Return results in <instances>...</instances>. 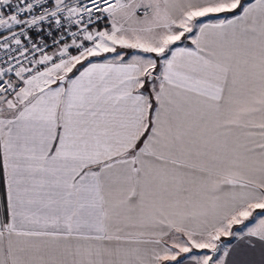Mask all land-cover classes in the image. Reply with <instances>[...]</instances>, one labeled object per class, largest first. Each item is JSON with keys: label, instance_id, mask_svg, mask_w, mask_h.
<instances>
[{"label": "snow or ice", "instance_id": "snow-or-ice-1", "mask_svg": "<svg viewBox=\"0 0 264 264\" xmlns=\"http://www.w3.org/2000/svg\"><path fill=\"white\" fill-rule=\"evenodd\" d=\"M0 264H264V0H0Z\"/></svg>", "mask_w": 264, "mask_h": 264}]
</instances>
